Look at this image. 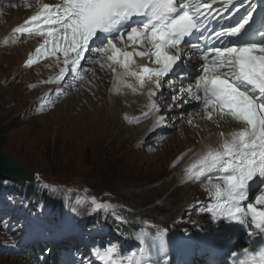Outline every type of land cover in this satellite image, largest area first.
<instances>
[{
    "label": "snow or ice",
    "instance_id": "obj_1",
    "mask_svg": "<svg viewBox=\"0 0 264 264\" xmlns=\"http://www.w3.org/2000/svg\"><path fill=\"white\" fill-rule=\"evenodd\" d=\"M22 2L34 8L33 14L13 27L11 35L0 43H15L24 36L42 37L43 42L28 55L24 66L31 68L42 59L55 58L62 66L54 78L44 82H55L57 92L69 72L81 80L88 71L95 77L94 69H83L81 64L90 53L97 57L92 64L112 72L113 91L119 92L125 86L135 91L137 86L142 89L152 85L148 87L147 116L160 111L151 98L162 87L164 78L169 73L177 75L181 67L187 69L184 58L198 57L200 74L194 83L179 85L174 104L199 101L204 118L214 122L228 118L235 127L228 133L221 132L220 143L198 155L185 169V177L195 181L207 178L205 187L213 202L201 207L202 213H210L214 221L226 219L247 232L249 246L231 252V264H264V187L259 188L254 202H249L250 182L264 178V14L260 26L250 31L256 23L255 0ZM137 17L140 19H134ZM97 42L101 46L92 47ZM137 58H146L151 64L138 63ZM128 78H134L136 86ZM180 78L187 80L188 71ZM167 87L176 89L177 84L169 79ZM166 122L164 115H157L154 127ZM187 122L192 123L190 116ZM214 170L221 175H208ZM89 200L93 212L113 207L94 196ZM113 215L118 221L124 219ZM152 227L155 233L149 247H143L142 242L144 255L139 264H169L168 259L161 261L151 252L155 248L167 256L168 229ZM142 231L144 236L151 235ZM116 251L115 247L97 250L88 264H95V260L124 264ZM128 264H133L131 257Z\"/></svg>",
    "mask_w": 264,
    "mask_h": 264
},
{
    "label": "rangeland",
    "instance_id": "obj_2",
    "mask_svg": "<svg viewBox=\"0 0 264 264\" xmlns=\"http://www.w3.org/2000/svg\"><path fill=\"white\" fill-rule=\"evenodd\" d=\"M18 11L21 9H6L4 17H0V41L6 34L9 17ZM8 53H11L10 45L0 46V151L33 170L44 187L50 182L60 189L68 188L66 192L79 191L73 201L76 204L84 202L88 192L100 199L112 195L118 202L128 203L136 212L149 215V219L157 223L173 213L183 215V210L198 199L200 189H191L188 194L174 189L176 185L194 188L190 184L165 183L169 176L182 172L177 170L179 165L174 164L176 156L190 144L196 145L195 150L199 147L196 132L190 133L188 141L184 137L183 128L188 119L184 120L183 128L169 131V138L156 150H146L142 139L149 133L147 127L132 137L131 133L119 134V127L111 126L113 123L108 117L112 106L111 87L104 90L102 84V91L96 95L101 70L95 71V77L93 73L89 75L88 88L62 99L54 110L42 112L36 106L43 93L18 79L11 80L5 60ZM5 69L7 75L3 73ZM93 82H96L95 87L90 85ZM144 97V93L138 94L137 100L132 99L133 94H128L124 105L127 107L128 101L138 104ZM121 112L119 126L139 130L141 125L126 119L125 110ZM164 169L166 171L162 172ZM57 194V191L49 193L46 202H54ZM31 203L32 199L26 198V205ZM114 242L118 249L122 247L120 240L114 239ZM14 257L0 256V262L30 264L22 258L13 262Z\"/></svg>",
    "mask_w": 264,
    "mask_h": 264
},
{
    "label": "bare ground",
    "instance_id": "obj_3",
    "mask_svg": "<svg viewBox=\"0 0 264 264\" xmlns=\"http://www.w3.org/2000/svg\"><path fill=\"white\" fill-rule=\"evenodd\" d=\"M18 10H20V9H18ZM25 14H26V12L21 10V11L16 12L14 16L12 15L11 17H9L11 20L6 25L7 26L6 27V32H5L6 34L4 35V37L10 32V30L15 25H17V24L22 22L23 18L28 15V14L27 15H25ZM4 37H3V39H4ZM31 42L36 44L38 42V39L36 37H33V38H30L28 40V43L23 42V43L14 45V46L10 45L11 53H8L7 55H5V58H6L5 60H6V63H7L6 65H8L7 69L9 71L10 76H11V80L18 79L20 82H23L25 84H28L29 82L33 83V82H36V81L39 80V78H38L39 76L38 75H40L41 77H44L45 74H49V73H51L53 71V70L48 69L47 66L50 65V66L54 67V63L56 62V60L48 61V62L43 64L44 66H42L40 68L32 69L30 71H26V69L22 68V63L24 62V60H25V58L27 56V53L30 50L29 47L31 45ZM2 45L3 44L0 43V46H2ZM8 71L5 69V70H3V73H5L7 75ZM36 72H37V75H36ZM99 74H100V77H101L100 80H99L100 89H99L98 93H96V95H98L99 92L102 91V87H101L102 84H103L102 86L104 87L103 88L104 90H107L108 88L111 87V89H110L111 90L110 91V96L111 97L110 98H111V105L112 106H111L109 114H108L109 119H111V123H113L111 126H114V125L118 126L119 127V129H118L119 130V132H118L119 134L122 133L124 135H126V134L128 135L129 133H131L132 137L136 136L139 133L140 129L141 130H145V127L142 126V125L139 126V130H135V131L131 130V126H129V127L119 126L118 114L122 113L121 111L125 110V112L126 111L127 112H136L135 109H136V107L139 106V103L141 101L138 104L137 103L136 104H131L130 103L131 101H128L127 107H126V105H124V102L127 101L128 94H133V98L132 99L136 98L138 100L137 92L129 91V90H132V88H128L126 86H125V89L121 88V90L119 92L113 91V89H112V85L113 84L105 81V78L107 76L106 72L101 70V72ZM128 79H129L130 83L134 82V78H128ZM133 85L136 86V84H133ZM142 92L145 95L144 98H146V95H147L146 91L141 89L140 93L142 94ZM132 101H134V100H132ZM131 105H132V107H131ZM200 122H201L200 126L207 127L209 129V131L207 133L201 132V130L198 129V128L195 129V130L194 129L191 130V129H189L187 127V123L184 125V126H186L184 128L185 135H187L186 141L190 140L189 139L190 133H193V131L200 133V135L197 137L199 139V141H198L199 147H198L197 150H193L192 152L189 153V155L187 156V159L182 164H180V166L177 168L178 171H180V168H181L182 165H184L187 162L188 163L191 162L193 159H196L197 156L199 154H201L203 151H205L208 146H213L220 140V133L222 131L220 129H218V127H216L217 123H220V124L223 125V132H228V131L232 130L234 128V126H235L233 121L227 120V119H225L223 121H217V122H215L213 124L205 123L203 121H198L197 123H200ZM125 140H126V137H125ZM190 146H191V144H190ZM164 171H166V169H164L162 172H164ZM178 174H179V176H177ZM178 174H176V175L173 174V175L169 176L167 178V180L165 181V183L168 185V184L174 183L175 181H179L180 182L179 185H181L183 176H181L182 175L181 173H178ZM174 189L183 191V193L188 194V193H190L191 189L194 190L195 188H193V187H191L189 185H186L184 187L176 185L174 187ZM198 196H199V194H198Z\"/></svg>",
    "mask_w": 264,
    "mask_h": 264
},
{
    "label": "water",
    "instance_id": "obj_4",
    "mask_svg": "<svg viewBox=\"0 0 264 264\" xmlns=\"http://www.w3.org/2000/svg\"><path fill=\"white\" fill-rule=\"evenodd\" d=\"M0 177L22 181L32 180L33 171L27 166L12 160L5 153L0 151Z\"/></svg>",
    "mask_w": 264,
    "mask_h": 264
},
{
    "label": "trees",
    "instance_id": "obj_5",
    "mask_svg": "<svg viewBox=\"0 0 264 264\" xmlns=\"http://www.w3.org/2000/svg\"><path fill=\"white\" fill-rule=\"evenodd\" d=\"M174 220V215L171 217H165L163 220V224H170Z\"/></svg>",
    "mask_w": 264,
    "mask_h": 264
}]
</instances>
